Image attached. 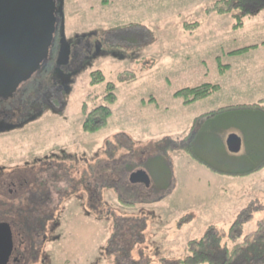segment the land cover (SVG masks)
I'll use <instances>...</instances> for the list:
<instances>
[{
	"label": "rangeland",
	"instance_id": "rangeland-1",
	"mask_svg": "<svg viewBox=\"0 0 264 264\" xmlns=\"http://www.w3.org/2000/svg\"><path fill=\"white\" fill-rule=\"evenodd\" d=\"M222 1L63 0L66 40L90 36L102 48L76 73L69 92L53 100V112L0 135L3 174L18 175L11 179L16 187L0 178L6 181L0 184V216H10L15 230L21 196L9 189L18 187L22 175L41 178L37 167L33 175L28 167L36 157L62 155L55 184L50 176L44 180L49 188L73 191L53 195L49 205L52 220H59L52 234L60 237L42 240L34 233L24 264H221L223 252L234 245L239 250L231 264H264V161L223 151V131L234 125L231 115L213 121L196 170L173 150L191 115L177 107L176 90L214 83L223 90L220 100L230 102L226 94L236 91L243 99L239 88L254 71L264 70V0H231L219 12ZM247 46L255 47L229 54ZM95 72L102 81H93ZM108 83L116 95L108 122L86 132L85 116L104 104ZM152 96L159 107L151 105ZM242 119L241 125L258 122ZM80 157L92 164L106 160V202L95 200L97 208L84 206ZM137 170L147 173L150 187L129 181ZM196 251L211 259L192 263ZM29 252L39 257L32 260Z\"/></svg>",
	"mask_w": 264,
	"mask_h": 264
},
{
	"label": "flooded vegetation",
	"instance_id": "flooded-vegetation-1",
	"mask_svg": "<svg viewBox=\"0 0 264 264\" xmlns=\"http://www.w3.org/2000/svg\"><path fill=\"white\" fill-rule=\"evenodd\" d=\"M60 35L61 21L59 20L54 33V44L47 58L39 66V69L28 80L22 82L12 95L0 97V135L23 128L28 122H31L28 121L30 118H34L33 120H35L44 112H53V100H58L64 93L69 92L76 73L84 64L88 63L91 58L98 56L102 48L101 40L94 42L91 40L90 36L73 37L71 40H67L70 49L69 56L63 58L59 56ZM12 125L17 127L9 130L6 129ZM61 158H63V156L55 152H50L49 155L45 154L42 157H36L34 161L35 164L28 167L31 168L30 174L32 175L35 173L34 168L37 167L36 173L38 171L41 178L39 179L36 176L34 178L31 175L32 178L29 180L26 176L22 175L20 176L21 178H18V187L16 189H9L10 194L13 191H17L21 196L18 205L20 215L17 216L19 222L16 221V224H13L17 227L16 230L19 233V239L12 250L9 264H24L26 260L24 254L26 251H29V241L33 242L32 238L35 235L34 233H36V236H41L42 240H46L47 237H49L48 235H50L52 241L60 237L59 234H52L57 229L59 220H52L54 216L50 211L49 205L54 200V198H52L53 195L58 196L60 192L67 194L73 191L70 189L65 190L66 187L61 190L56 188L58 186L49 188V183L44 180V177L45 175L50 176L52 178L51 185L52 183L55 184V180L59 178L55 169L60 167L62 163L60 161ZM66 158L71 159L73 156L69 155ZM80 158L84 160L83 162L85 165V171L83 172L82 180H80V182H84L83 193L87 196L84 206L89 205V207L94 206V208H97L95 207L97 204L95 200H99L100 203L103 201L104 203L106 202L104 197L107 191L103 186V182H105L106 160L100 158L98 161H94L96 162L95 164H92L88 163L85 158ZM38 165L40 167H38ZM3 173H6V171L3 167H0V178L3 175L5 179L9 178L11 180L18 176L12 173L11 175ZM1 180L3 182L0 181V184L4 185L6 181L4 179ZM141 181L147 184L148 178L144 176L141 178ZM15 182L17 183V181ZM15 182L11 180V182L6 184L15 186ZM73 184L71 187H73ZM4 205L5 212H9L12 204L8 205L4 203ZM45 207L47 209H45ZM54 207L55 206H53V208ZM47 221H51L48 226L46 225L48 223ZM12 222L13 220L10 216H0V223L12 225ZM24 242H26L25 245H23ZM38 244L40 245L41 241ZM29 254L32 260L39 257L38 252H29Z\"/></svg>",
	"mask_w": 264,
	"mask_h": 264
},
{
	"label": "water",
	"instance_id": "water-1",
	"mask_svg": "<svg viewBox=\"0 0 264 264\" xmlns=\"http://www.w3.org/2000/svg\"><path fill=\"white\" fill-rule=\"evenodd\" d=\"M62 7L63 0H0V97L12 95L39 69L54 44L59 20V56H69ZM226 145L230 152H237L240 138L232 133L227 137ZM144 176L148 178L144 171L137 170L130 174L129 181L137 182ZM18 239L19 233L12 225L0 223V264H9Z\"/></svg>",
	"mask_w": 264,
	"mask_h": 264
},
{
	"label": "crops",
	"instance_id": "crops-1",
	"mask_svg": "<svg viewBox=\"0 0 264 264\" xmlns=\"http://www.w3.org/2000/svg\"><path fill=\"white\" fill-rule=\"evenodd\" d=\"M254 63L257 64V67L263 65L262 61ZM256 64L251 65L255 66ZM250 76L251 77L248 78L249 84L247 83L244 88H239L243 89V99L240 98V95H237L236 91H232L230 92L231 94H226L229 100H231L230 102L221 101L217 95L222 93L221 91L223 90H219L206 98L187 105L183 104L181 99L178 98V102H176L178 104L177 107L189 109L191 115H189L186 121L187 124H189L185 129L186 132L184 131V133L179 134L178 140L175 142L172 141L173 150H175L178 155H184L192 169L196 170L197 166L202 164L199 156L202 153V148L205 146L206 140H208L206 136L214 133L215 127L212 124L213 121L219 117H226L228 114L231 115V121L234 125L223 131V137L221 138V148L223 151L228 153V155L247 157V159L250 160L259 159L261 162L264 161V101L260 102V105L263 107L256 105L251 106V104L259 102L258 100H264V70L254 71ZM151 100V105H154L156 108L161 104L156 97H150V101ZM160 106L165 109L168 108L167 104H162ZM244 116L247 118H255L258 122L241 125L238 122L243 121L242 117ZM206 123H209L205 128L206 135H204L203 138L199 137ZM232 133L240 138V148L237 152H230L226 145L227 137ZM187 146L190 148V151H187ZM178 162L180 161L178 160ZM256 170L261 171L260 168ZM230 176L236 177L232 174ZM145 185L146 187H150V177H148V182Z\"/></svg>",
	"mask_w": 264,
	"mask_h": 264
},
{
	"label": "trees",
	"instance_id": "trees-1",
	"mask_svg": "<svg viewBox=\"0 0 264 264\" xmlns=\"http://www.w3.org/2000/svg\"><path fill=\"white\" fill-rule=\"evenodd\" d=\"M223 1H222L223 5H225V7L218 6L217 11H219V12L227 11L228 8H226V7L231 5V0H223ZM236 4H237L236 6H240L241 1L236 2ZM252 47H255V46H247V47L235 49V50L230 51L229 54H231V55L232 54H240V53H242V52H244L247 49L252 48ZM219 66H220V71L222 72L224 66L223 65L222 66L219 65ZM94 74L99 75L98 78L93 79L94 82H100L103 80V77L101 76V74H99L98 72H95ZM218 89H219L218 84L204 82V83H201L197 86L183 87L181 89H178L173 93V96L181 99L182 103L187 105V104L192 103L194 101L206 98L207 96L211 95L212 93H214ZM113 90H114L113 84L108 83L106 86V93L103 96L104 104H101V105L94 107L93 109H91V111H89L86 114L85 119H84L83 124H82L84 131L93 133V132L99 130L100 128L104 127L107 124L108 118L111 115V105L116 100V95H115ZM262 101H263V99L259 100V102L251 104V106L256 105L259 107H263L262 105H260V102H262ZM225 108H222V109H225ZM186 149H187V151H190V148L188 146ZM120 201L124 202V200L122 198L120 199ZM238 250H239V248L237 245H234L230 250L229 249L225 250V252H223L224 257H223V255L221 256V261H222L221 264H231L234 261V257L238 253ZM210 256H211L210 254L196 251L194 256L190 257V259H191L192 263H196V262H202V261L210 260L211 259Z\"/></svg>",
	"mask_w": 264,
	"mask_h": 264
}]
</instances>
